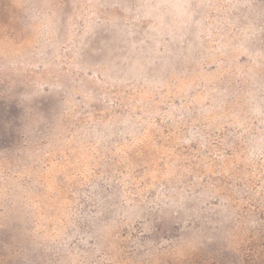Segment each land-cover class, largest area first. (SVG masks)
<instances>
[{"label": "rangeland", "instance_id": "374dc122", "mask_svg": "<svg viewBox=\"0 0 264 264\" xmlns=\"http://www.w3.org/2000/svg\"><path fill=\"white\" fill-rule=\"evenodd\" d=\"M0 264H264V0H0Z\"/></svg>", "mask_w": 264, "mask_h": 264}]
</instances>
